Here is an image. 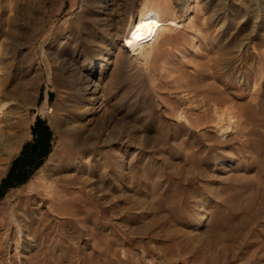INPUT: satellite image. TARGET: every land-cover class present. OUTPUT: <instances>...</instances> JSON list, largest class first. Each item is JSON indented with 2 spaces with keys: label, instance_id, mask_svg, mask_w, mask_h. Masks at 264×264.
I'll return each instance as SVG.
<instances>
[{
  "label": "rangeland",
  "instance_id": "obj_1",
  "mask_svg": "<svg viewBox=\"0 0 264 264\" xmlns=\"http://www.w3.org/2000/svg\"><path fill=\"white\" fill-rule=\"evenodd\" d=\"M155 1L0 0L1 132L13 138L0 146V264H264V0H165L185 29L147 72L123 62L119 19L109 26ZM210 101L237 132L207 124ZM72 129L118 132L117 194L104 168L114 146L54 161ZM41 131V164L10 175ZM68 176L89 202L59 205L48 183L63 191Z\"/></svg>",
  "mask_w": 264,
  "mask_h": 264
},
{
  "label": "bare ground",
  "instance_id": "obj_2",
  "mask_svg": "<svg viewBox=\"0 0 264 264\" xmlns=\"http://www.w3.org/2000/svg\"><path fill=\"white\" fill-rule=\"evenodd\" d=\"M186 7L187 8H185L186 9L185 13L187 15H190L192 11V5L187 4ZM183 9L184 8L182 7L181 10ZM116 16L118 17H116V19L114 18L113 22L111 23L109 27L115 28V26L117 25V18L119 19L118 29L120 31V38L122 37L123 39V45H122V52H123L122 56L124 58L123 62L129 61L131 63H137V64L139 62L142 64L144 71H147V72L152 71V64L154 63V59L156 57L157 51L161 43L171 42L172 40H174L175 37L177 38V35H178L177 33L179 31L181 32L182 31L181 29H185L184 27L185 25L182 24L181 21H179L176 14L173 13V9L170 6V2L165 1V0H158L157 2L155 1V3L149 2L147 4H143L142 9L138 15H134L132 13V8H128L121 14L117 12ZM191 22L190 23L193 25L194 22L192 20ZM161 61L163 62V60ZM90 72H91V75L88 77V79H86V82L83 84L82 89L85 93L86 100L94 101L95 100L94 98L99 94L98 91H99L100 85L95 82H94L95 85L92 84L91 77H93V75L96 74V71H90ZM1 73L2 71L0 70V83L2 79ZM102 97L103 99H105V96H102ZM210 102L213 103V107L210 106L212 107V111H211L212 118L210 117V114L207 113L206 115L207 124L211 123L212 127L216 129L217 133L220 134V136L230 134L233 132V130L237 132L240 127V123H239L240 121L236 120L235 117L232 116L230 113L226 114V112H221L220 109L214 104V101H210ZM7 107H8V103H5V102L0 105V146H4V147L8 145L7 143L12 138V137L9 138L7 136H4L1 132L2 131L1 128L3 125V120L1 119L2 118L1 115H3L4 110L6 111ZM10 111H12V109ZM189 118L185 111H180L177 115V120L179 123H185L188 127L193 128L194 123H197V122L192 123V121ZM113 120H114L113 118H110V121L108 123L110 122L112 123ZM103 131L106 132L107 130H103ZM65 133H66L65 134L66 138L63 139L64 143L63 142L62 143L66 148H68V150L66 151L61 150L60 152H57L55 154L54 161L58 162L59 163L58 165H61V164L65 165L66 163L70 162L71 159H73L78 152L84 151L85 149H94L100 146L101 144H105V145L110 144L114 146L111 156L106 157L105 155V158H110L108 159L109 162L103 165H104V168H111L112 170V176L108 178V181L110 184L114 186V192L117 194V190H118L117 180L118 178H121V172L119 171V169L122 163V161L120 162L118 152H117V150L119 149L117 144L121 145L120 143H118V140H119L118 132L112 131L106 141L105 140L103 141L100 136L92 137L91 136L92 134L90 133H89L90 135H87V133L85 134L83 133L82 130H79V129H72V130L66 131ZM17 143L15 145L16 147L19 146ZM66 165L68 166V164ZM80 178H81L80 176L78 177L68 176L64 178L65 185L63 186L64 187L63 191L62 190L58 191L57 187L53 186V184L50 182L48 183L50 192H52L51 195H54V197H57L58 200L57 199L55 200L59 203V205L63 203L65 204V202L71 203V204H77V205L80 202L83 204H86L93 198V193L91 192L83 193V190L81 187H76L77 183H79L80 181ZM100 181L106 182V179L104 177H101ZM98 198H99L98 200H103L105 197H102V198L98 197ZM72 220L75 222L77 219L75 220L74 218ZM70 221L71 220L69 219L68 222ZM19 232L20 230H18V233Z\"/></svg>",
  "mask_w": 264,
  "mask_h": 264
},
{
  "label": "trees",
  "instance_id": "obj_3",
  "mask_svg": "<svg viewBox=\"0 0 264 264\" xmlns=\"http://www.w3.org/2000/svg\"><path fill=\"white\" fill-rule=\"evenodd\" d=\"M49 137L47 133L39 132L37 136V142L33 145H26L21 156L16 160L13 165L12 173L10 175L18 178L23 175L29 174V170L33 167H38L41 164V160L45 158L48 153Z\"/></svg>",
  "mask_w": 264,
  "mask_h": 264
}]
</instances>
